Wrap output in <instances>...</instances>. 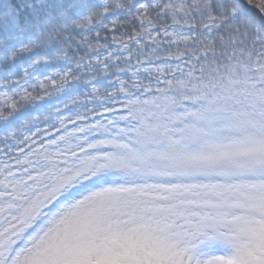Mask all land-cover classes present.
<instances>
[{
  "label": "snow or ice",
  "instance_id": "obj_1",
  "mask_svg": "<svg viewBox=\"0 0 264 264\" xmlns=\"http://www.w3.org/2000/svg\"><path fill=\"white\" fill-rule=\"evenodd\" d=\"M0 264H264V0H0Z\"/></svg>",
  "mask_w": 264,
  "mask_h": 264
}]
</instances>
